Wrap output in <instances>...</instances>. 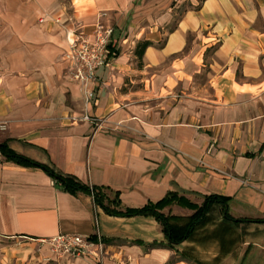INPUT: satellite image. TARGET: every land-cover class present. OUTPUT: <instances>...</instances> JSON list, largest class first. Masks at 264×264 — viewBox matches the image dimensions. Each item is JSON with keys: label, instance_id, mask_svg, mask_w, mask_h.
<instances>
[{"label": "crops", "instance_id": "0c3cea01", "mask_svg": "<svg viewBox=\"0 0 264 264\" xmlns=\"http://www.w3.org/2000/svg\"><path fill=\"white\" fill-rule=\"evenodd\" d=\"M98 22L115 45L86 100L63 56ZM2 144L125 208L226 203L172 246L155 219L109 216L0 155V264H264V0H0ZM58 235L102 255L57 258L40 240Z\"/></svg>", "mask_w": 264, "mask_h": 264}, {"label": "trees", "instance_id": "16d2710c", "mask_svg": "<svg viewBox=\"0 0 264 264\" xmlns=\"http://www.w3.org/2000/svg\"><path fill=\"white\" fill-rule=\"evenodd\" d=\"M151 44L149 42L139 43L136 54L141 58L144 50ZM0 155L8 162L27 168H39L47 173L64 191L75 194L83 192L93 198L94 205L101 208L107 215L115 217H150L155 219L162 227V232L169 245H179L186 241L192 234L193 230L206 220V215L213 205H221L225 208L226 199L211 195L203 198L201 206L194 205L182 196L176 193H169L165 198L157 203H149L138 209L122 207L117 193H107L106 189L97 188L82 184L75 178L61 175L48 166L39 164L33 160L20 156L9 149L5 144L0 145ZM180 207L193 211L188 218H177L165 216L162 210L171 206ZM227 217V216H226ZM240 222V221H238Z\"/></svg>", "mask_w": 264, "mask_h": 264}, {"label": "built area", "instance_id": "2783aa9c", "mask_svg": "<svg viewBox=\"0 0 264 264\" xmlns=\"http://www.w3.org/2000/svg\"><path fill=\"white\" fill-rule=\"evenodd\" d=\"M105 16V13L100 14L101 18ZM113 32V27L99 22L89 32L80 28L69 32L67 51L63 58L69 66L70 80L83 88L86 100L93 98V93L87 91V86L94 80L96 71L111 61V49L115 45ZM82 119L90 120L86 116ZM40 242L47 245L51 254L57 258L78 259L93 256L97 251L98 257L102 254L100 240L96 243L76 235H58Z\"/></svg>", "mask_w": 264, "mask_h": 264}, {"label": "rangeland", "instance_id": "374dc122", "mask_svg": "<svg viewBox=\"0 0 264 264\" xmlns=\"http://www.w3.org/2000/svg\"><path fill=\"white\" fill-rule=\"evenodd\" d=\"M102 255V254H101ZM97 264H101V257L99 258V261H98V263Z\"/></svg>", "mask_w": 264, "mask_h": 264}]
</instances>
